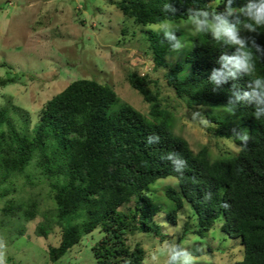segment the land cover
<instances>
[{
    "label": "trees",
    "instance_id": "16d2710c",
    "mask_svg": "<svg viewBox=\"0 0 264 264\" xmlns=\"http://www.w3.org/2000/svg\"><path fill=\"white\" fill-rule=\"evenodd\" d=\"M110 1L140 27L154 71L166 69L167 83L178 98L189 108L222 106L218 115L205 113L209 129L216 137L231 139L239 150L213 157L203 145L195 152L176 132V115L165 104L160 88L151 89L156 82L149 72L135 70L127 76L131 87L149 103L148 114L122 102L109 82L93 78H77L48 99L34 125L30 111L12 95L5 96L0 102V229H5V220L41 218L37 235L47 238L53 230L60 235L48 250L55 263L100 228L103 235L92 246L97 264H144L143 242L132 245L129 240L139 233L165 240L156 218L163 206L155 203L154 186L174 177L177 183L164 186L160 196L174 204L166 212L170 223L177 225L180 211L190 203L197 216L194 233L204 237L223 219L221 229L240 238L244 246V257L237 264H264V117L256 120L252 105L227 104L233 83L246 90L249 77L229 80L215 90L208 81L211 70L220 67V55L235 48L221 47L207 34L184 36L181 31L177 36L185 49L176 56L162 33L147 27L165 19L187 20L191 8L223 11L226 0ZM168 3L175 13L164 11ZM246 3L233 0V7ZM258 31H241V35L254 37L264 48V28ZM252 51L257 57L256 75L264 77V57ZM9 69L6 76L0 75V86L19 81ZM233 129L248 132L247 146L241 145ZM150 134L160 135V143L146 145ZM170 151L187 161L183 175L161 160ZM209 192L212 198L205 201ZM22 228L19 224L18 236Z\"/></svg>",
    "mask_w": 264,
    "mask_h": 264
},
{
    "label": "rangeland",
    "instance_id": "374dc122",
    "mask_svg": "<svg viewBox=\"0 0 264 264\" xmlns=\"http://www.w3.org/2000/svg\"><path fill=\"white\" fill-rule=\"evenodd\" d=\"M152 25L147 27L152 28ZM127 27L124 34L122 29ZM187 33L191 30H185L184 36ZM142 35L144 37L140 27L125 18L110 0H0V75L6 76L7 65H11L9 70L20 78L16 83L0 86V102L5 96L12 95L19 106L30 111L34 125L48 99L73 80L83 77L109 82L122 102L148 114L149 103L131 87L127 76L135 70L149 72L156 82L150 85L151 89L160 88L165 104L176 115V132L189 141L195 152L203 145L210 148L213 157L238 151L235 142L216 137L209 129L211 122L205 113L217 114L222 106L189 108L168 85L166 69L160 67L154 71L151 54L145 52L148 43ZM169 60L176 58L169 57ZM2 62H6V66H1ZM195 111L203 115L206 124L191 118ZM176 183L174 177H168L160 180L159 186H154L158 192L153 194L155 203L163 206L156 218L166 235L165 240L147 233H139L129 240L132 245L143 242L147 251L144 264H154L150 253L165 241L187 247L197 264H237L242 260L244 246L241 239L231 237L221 229L223 219L218 220L204 237L193 232L197 216L190 203L180 211L177 225L167 220L166 212L174 204L166 196H160H163L164 186ZM40 219L5 220L6 227L0 229V239L7 246V264H97L92 246L103 235L100 228L84 236L78 245L53 263L49 259V245L57 244L60 235L55 230L47 238L37 235L35 231ZM19 224L23 225V231L18 236ZM159 264H163V260Z\"/></svg>",
    "mask_w": 264,
    "mask_h": 264
},
{
    "label": "clouds",
    "instance_id": "9594fccd",
    "mask_svg": "<svg viewBox=\"0 0 264 264\" xmlns=\"http://www.w3.org/2000/svg\"><path fill=\"white\" fill-rule=\"evenodd\" d=\"M165 12L175 13L170 3L165 4ZM152 30L162 33L164 39L170 46V52L176 56L185 49V46L177 32L191 30L194 36L207 34L215 44L221 47H234L231 54L222 53L218 63L220 67H214L208 77V81L214 86V90L229 80L235 81L240 77L247 76L246 90L241 89L233 83L231 95L227 104L233 107L244 104L254 106L252 115L256 120L264 117V77L256 75V53L264 57V48L256 43L254 37L242 36L241 31L258 33V29L264 28V0H247L243 7H233V0H226L223 11H210L206 8L188 9L187 21L173 23L167 19L152 25ZM191 118L207 123L199 111L192 112ZM233 134L241 141L242 146H247L250 136L248 132L233 129ZM160 135L150 134L146 145L159 144ZM161 160L168 161L176 173L183 175L187 161L178 152H167L161 155ZM211 192L205 194V201H210ZM6 243L0 239V264H7ZM154 264H197L192 252L185 246L165 241L158 245L151 253Z\"/></svg>",
    "mask_w": 264,
    "mask_h": 264
}]
</instances>
